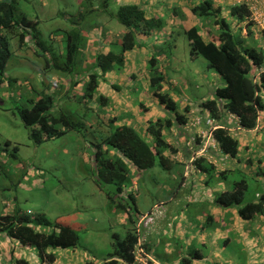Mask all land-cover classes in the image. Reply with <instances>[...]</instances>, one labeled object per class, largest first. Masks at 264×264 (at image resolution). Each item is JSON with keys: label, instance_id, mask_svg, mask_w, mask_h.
I'll list each match as a JSON object with an SVG mask.
<instances>
[{"label": "rangeland", "instance_id": "1", "mask_svg": "<svg viewBox=\"0 0 264 264\" xmlns=\"http://www.w3.org/2000/svg\"><path fill=\"white\" fill-rule=\"evenodd\" d=\"M103 2L104 0H22L19 2L15 12L16 19L26 17L38 22L37 33L47 52L37 47L29 33L27 46L21 48L17 35L8 31L4 32L8 36L12 57L4 75L0 74V149L6 150L0 153V215L11 214L16 209L33 220L36 215L41 214L52 223L57 222L76 230L80 237L78 248L54 252L57 257L63 256L64 264H70L69 259L72 264H77L74 253L78 252L84 258L102 262L112 252L114 235H119L123 239L131 228L128 224L126 226L121 224L120 216H124L122 223L127 222V211L121 210L124 208L118 207L117 204H111L107 194L113 192V186L101 180L95 162V145L115 130L107 126L97 127L101 119H94L99 115L93 114L92 111H99L100 116L106 113L100 105L98 109L91 99L84 98L87 89V72L95 68L91 66L93 59H88L85 51L87 52L95 43L98 47H102L111 42L113 44L110 48L115 54H120L122 51L120 40L126 29L118 21L117 13L123 3L110 0L107 7L102 8ZM256 9H260V4ZM162 11L168 15L166 10L162 9ZM222 16L232 26L233 32L239 35L249 24L251 28L255 27V30L256 26L258 27L254 16L245 23L233 20L228 10L224 11ZM187 24V28L191 27L190 23ZM198 24H202L206 41L217 40L215 26L211 21L201 19ZM74 30H77L81 37L80 51L75 62L68 64L64 56L67 52L68 36ZM15 31L19 32L18 27ZM256 34L259 35V41L255 40L257 37L255 35L243 40L242 45L258 48L263 43L261 30L257 29ZM169 35L174 34L169 32L167 36ZM244 37L247 38V31ZM144 38L143 34L138 35L137 43H141ZM171 40V37H165V40L160 42L162 45L153 44L154 50L149 52L150 57L158 58L159 68L166 78L164 90L169 95L189 102L197 103L208 99L211 92L209 85H217L215 77L218 79L219 77L202 57L191 60V46L186 35L180 33L177 39L173 37L176 47L171 44ZM136 51L140 57L142 52L140 48ZM47 60L52 64H59L60 68H69V72L54 66L46 71ZM164 60L166 62L162 63ZM192 65L194 67H191ZM96 71L98 72V68ZM194 72L199 78L195 81H193ZM199 73L205 78L204 81ZM118 74L123 73L119 71ZM77 76L81 79L77 84L72 85ZM105 79L109 83L106 77ZM219 81L218 84L223 87L224 82L220 79ZM190 83L205 86L194 93L193 88L187 89ZM128 92V99L131 102H143L147 105L151 100L150 92L143 81L134 83ZM44 93L54 95L51 118L56 120L61 114H66L72 118L73 122L79 124V131L68 132L37 145L30 138V131L21 121L18 109L31 107V101H38ZM142 93H145L146 98ZM91 108H93L92 111ZM8 143L10 146H7ZM14 148H18L17 160L9 157ZM212 158L213 161L217 159L215 155ZM183 170V165H174L170 171L175 172L173 178L180 180V174L183 173L180 171ZM192 174L188 172L184 180L188 181ZM167 175L168 171L159 166L144 172L130 168V178L121 197L126 201L128 200L126 195L132 193L135 204L132 205L128 200L131 205L125 207L134 211L136 205L140 212H148L154 204L169 198V191L165 190L163 185L168 179ZM140 176H142L141 179ZM175 179L169 181L168 190L174 191L177 188L178 181ZM117 203L119 204V201ZM243 228L246 234L257 229L256 233L263 238L251 240L252 245L255 241L257 246L260 245V248L255 250L262 252L260 254L262 257L259 256L253 261L258 259L259 264L263 263L262 226L247 222L244 223ZM6 239L1 236L0 244ZM229 239L231 241L226 244L225 241ZM237 239L234 233L220 242L225 254L228 253L232 258L239 256L238 253L242 250V247L237 248L232 245L233 242L238 243ZM26 251L30 252L27 255L28 258L24 254L17 255V258L27 260L30 264L41 263L36 249L30 248ZM0 257H2L1 253ZM4 264L9 263L4 262Z\"/></svg>", "mask_w": 264, "mask_h": 264}, {"label": "trees", "instance_id": "2", "mask_svg": "<svg viewBox=\"0 0 264 264\" xmlns=\"http://www.w3.org/2000/svg\"><path fill=\"white\" fill-rule=\"evenodd\" d=\"M21 1L0 2V74L3 75L12 57L10 43L8 36L4 33L5 31L18 36L21 48L27 46V34L29 33L32 35L37 47L47 52V48L41 43L37 33L38 22L31 21L26 17L20 20L16 19V8ZM109 1L104 0L101 7L106 8ZM192 14L196 19L211 21L217 27L215 32L218 41L207 42L199 26L192 27L187 31L182 28L180 33L187 36L191 46L192 61L196 57H202L207 61L209 68L224 82L223 87L215 89L212 99L206 100L200 105L208 112L207 115L204 112L205 119L209 118L215 120L219 125H224L226 124V115L230 114L239 118L241 129L245 131L255 130L261 116L264 114V49L243 46L244 39L239 34H234L232 26L222 16V10L215 8L211 1L200 2L192 9ZM230 15L238 23H243L252 17L249 8L243 5L232 7ZM117 19L126 29L120 40L122 51L120 54L110 52L107 55L99 54L96 57L93 66L99 68L101 73L94 72V69L87 72V89L84 95V98L92 101L97 98L94 104L97 108L100 105L106 115V105L102 102V99L106 98L98 95L101 82L100 75L109 74L114 70L113 66L117 69L124 67L125 53L139 47V43H137L138 35L143 34L145 37H151L158 31L162 30L163 32L166 26V19L149 18L146 11L137 5H122L118 9ZM17 27L19 32L15 31ZM253 32L250 29L248 30L249 38L255 37ZM180 33H173L174 35L171 36L172 45L175 46L176 42L173 41V37L177 39ZM80 40L81 37L77 30H74L68 36L67 52L64 56L68 60V64H73L77 59L80 51ZM159 64L156 57H152L149 62L150 92L157 99L160 106L175 116L176 122L183 124L185 123V117L178 113L177 102L164 90L166 78L163 71L160 70ZM53 66L69 72V68H60L59 64H52L48 60L45 70L47 71ZM80 79L81 77L77 76L72 85L77 84ZM67 80L70 81L71 79L67 78ZM53 106L54 95L44 93V96L38 101H31V107L18 109L21 121L25 128L30 131V138L37 145L68 132L79 131V124L73 122L72 118L66 114H61L56 120L51 118L50 112ZM140 108L143 110V117H145L149 111H147L148 108L143 102L140 104ZM90 110L92 111L93 108ZM92 112L99 115L94 119H101V123L97 125L98 128L107 126L115 130L114 133L106 136L100 143L95 145V162L101 180L105 184L113 186V192L107 194L108 199L112 205L117 204L118 207L124 208L121 210L127 211V224L131 226L123 239L119 235H114L115 241L112 243V252L102 262L99 261L98 263L134 264L135 249H137L140 239L137 229V217L141 216V212L136 205L134 211L125 207L131 205L128 200L131 201L132 205L135 204L132 193L126 195L128 199L126 201L121 196L124 195L126 183L130 178V168L138 172H144L156 166L168 171V179L163 184L165 190L169 191V197L172 198L171 200L168 199V202L173 201L174 197L177 196L183 186L182 179L185 175V167L183 171H180L183 172L180 174V180L173 178L175 172L170 171L171 168L174 165L183 164H179L169 156V152L176 154L178 150L169 144L164 134L174 125L170 119L156 118L155 121H149L145 127L141 124V129L138 130L137 127L127 123L118 126L115 119L106 122L103 120L106 115L100 116L99 111ZM213 138L219 145V153H216L212 147H208L209 149L206 151L210 154L225 155L240 162V142L235 135L230 134L229 130L223 127L214 131ZM194 144H200L199 147H202L203 140L201 141L198 138ZM7 146H10V144L8 143ZM4 151L6 150L0 149V153ZM17 152L18 148H14L9 157L17 160ZM254 164L255 161L252 159L247 165L250 169V167L256 166ZM258 164H262V161L257 162L255 174L251 176L241 168L234 171L217 170L218 167L205 158H200L195 162L196 169L200 171L199 174L208 178L206 183L208 187H213L217 183L225 185L224 189L215 197L214 204L219 208L236 210L238 216L245 221H254L264 217V184L262 183L264 168ZM141 178L142 176H140ZM173 179L178 181V185L174 191H170L168 190V184L170 185L169 181ZM117 201H119V204ZM154 225L142 230V235L145 237V249H151L149 240ZM0 236L9 239L12 243L19 244L21 247L36 249L41 264H54L56 255L53 251L76 250L80 243L79 234L73 228L57 222L52 223L41 214L36 215L33 220L28 215L19 213L16 209L11 214L0 215ZM156 259L160 264H166L164 258L158 259L156 257ZM15 264L29 263L25 260H16ZM87 264L95 263L91 261ZM183 264L190 263L183 261Z\"/></svg>", "mask_w": 264, "mask_h": 264}, {"label": "crops", "instance_id": "3", "mask_svg": "<svg viewBox=\"0 0 264 264\" xmlns=\"http://www.w3.org/2000/svg\"><path fill=\"white\" fill-rule=\"evenodd\" d=\"M117 1L123 3L122 5H137L142 7L146 11L147 17L149 18L166 19V26L163 29L161 36L160 31H158L151 37H145L144 40L139 43L138 49L140 48L142 51L140 53V57L136 51L137 49L126 52L124 67L117 69L115 66H113L114 70L109 74H103L100 80L101 82L98 89V95H102L106 98L102 99V102L104 105H106L107 110V115L104 116L103 120L109 122L115 119L116 125L118 126L122 123H127L133 127H137L139 130L141 129V124L143 127H145L149 121H155L156 115L157 118L167 117L164 108L159 105L157 99L153 96L149 89L150 73L148 68L149 62L152 58L149 56V52L154 50L155 46L153 44L158 46L162 45L160 42L165 40V37H171L170 35L167 36L169 32L180 33L182 28L187 31L192 27L200 25L201 32L203 34L202 24H198L199 20L196 19L192 14V9L202 1H211L214 7H218L222 10L223 15V12L226 10H228L231 14L232 7L236 5H243L246 0ZM259 4L260 9L256 11V14L264 15V0H257L256 6ZM162 9L166 10L168 15H166ZM260 18L264 20L263 16ZM187 23H190L191 27L187 28ZM254 28L252 29L255 30ZM96 32H98V30H96ZM244 35L245 34L243 33V36ZM255 39L258 40V36ZM112 44L113 42L103 45L102 47H98V44L95 43L94 46H91V48L85 52L87 58H92L93 60H91V62L93 64L95 57H97L99 54L107 55L111 51L114 52L113 49L110 48ZM262 45L263 44H260V47H262ZM149 46L150 48H148ZM176 46L177 45L174 47ZM166 60L162 61V63H165ZM191 67H194V65ZM119 71L123 74L119 75ZM97 73L100 74L99 72ZM193 74L195 75L193 81L196 79L198 80L199 78L195 72ZM199 75L201 76V73H199ZM105 77L109 80V83H107ZM202 78L204 81L205 78ZM219 79L215 77V83H217V85H209L211 92L208 99H212L216 88L222 87L221 84H218L220 82ZM141 81H143L151 96V100L147 104L148 106L146 105L148 108L147 111H149L146 113L145 117H143V110L140 108V104H142V102H131L128 99V91L131 86L134 83H140ZM203 86L205 85L190 83L187 85V89L189 90L190 88H193V92L197 93ZM142 95L144 98H146L145 93H142ZM177 98L181 102V108L179 109V112L185 114V118L188 119V123L180 127L174 124L172 129L164 132L165 136L167 137V141L175 148V144L185 141L188 137H191V135L193 136L205 128L204 125L200 124L194 126V124L201 117L206 116L204 112L208 114V112L200 106L201 103L208 99H204L195 103L189 102L188 100H182L179 97ZM186 108L189 110V112H186ZM225 122V125H229L231 134L235 135L236 139L240 142V162H242L240 163L238 160H234L221 154V156L219 154H210L208 158L205 159H207L210 163H214L216 167H218L217 170L220 169L234 171L238 168H241L243 171H246L248 174L253 176L255 174L257 162L262 161V164L258 165H261V167L264 168V114L261 116L257 129L254 131H244L240 128H237L238 123L236 121H232L228 116L225 117ZM168 136L170 137L168 138ZM217 152L219 153V150H217ZM181 153V155H177L179 156L180 161H188L190 159L191 155L188 154V151H182ZM213 155H215L217 158L215 161H213ZM252 159H254V166H256L250 167L249 169L247 164H249ZM187 180L188 181H185L184 178L182 179V190L180 189L173 201L167 203L166 214H163V216L157 220L153 227L149 245L154 253V256H156L158 259L164 258L166 261L164 262L166 264H183V261H188L190 264H259L257 261L258 259L255 261H253V259L259 257L262 253L255 250L259 249L260 245L257 246L256 241L252 245L251 240L263 238H261L256 233L257 229L251 230L250 233L246 234L243 227L244 223L248 222L250 224L262 226V231L264 232V217L254 221H245L238 216L236 210L217 207L214 204V201L217 194L220 193L225 187V185L222 183H217L214 184L213 187H208L206 184L208 178L199 174V172H193L190 179ZM262 183L264 184V178L262 179ZM150 209L151 208H149V211ZM144 213L147 212H141V214ZM120 219L121 224L126 225V223H122V220L124 221V216H120ZM234 233L238 238V243L233 242L232 245L235 247L237 246V248L242 247V250L241 252L239 251V256L236 255L234 258H232L231 255H228V253L225 254L220 242L222 240L225 241L227 236H232ZM230 241L231 239L225 241V243L227 244ZM263 245L264 243L262 246ZM26 249L30 248L21 247L17 243H12L9 239L4 240L0 244V253L2 254V257H0V264H4V262L15 264L16 260H24L17 258V255L21 256L24 254L28 258L27 255L30 252H27ZM54 252L56 251H53V253ZM74 256L76 257L74 260L77 262V264H87L91 261L94 262L92 259L84 258L79 252L77 254L74 253ZM261 257L262 256H260V258ZM69 263L72 264L71 259H69ZM94 263L99 264L98 262ZM54 264H64L63 256H56ZM261 264H264V262Z\"/></svg>", "mask_w": 264, "mask_h": 264}, {"label": "clouds", "instance_id": "4", "mask_svg": "<svg viewBox=\"0 0 264 264\" xmlns=\"http://www.w3.org/2000/svg\"><path fill=\"white\" fill-rule=\"evenodd\" d=\"M243 6H247L245 3L243 4ZM250 10V9H249ZM251 19H252V17H251ZM250 19V20H251ZM245 22H247V21H245ZM250 25V24H249ZM247 26V28H246V30L244 29L242 32H240L241 34H240V36L244 39V40H246V39H248L249 38V36H248V30L250 29V30H252V32H253V35H254V33H255V35H257V36H259L258 34H256V32H255V30H253L252 28H254V27H252L251 28V25L250 26ZM217 27H215V29H216ZM257 29H259V30H261L260 28H257V26H256V31H257ZM245 31H247V38H245L244 36H243V33L245 34ZM234 34H236V33H234ZM203 36H204V34H203ZM205 38V37H204ZM261 38H262V47L261 48H263L264 49V34H263V31L261 30ZM206 40V39H205ZM255 40H257V39H255ZM214 41V40H213ZM259 41V40H258ZM207 42H209V41H207ZM216 42H218L217 40H216ZM260 47V46H259ZM86 52V51H85ZM112 52V51H111ZM130 52V51H129ZM126 54V53H125ZM95 59H96V57H95ZM95 59H94V61H95ZM192 60V59H191ZM94 63L95 62H93V64L91 63V66H93L94 65ZM96 69L97 68H94V72L96 71ZM98 72L99 73H101V71H100V69L98 68ZM216 74V73H215ZM217 75V74H216ZM100 76H102V75H100ZM150 89V88H149ZM264 95V94H263ZM173 95H171V97H172ZM174 97V96H173ZM172 97V98H173ZM176 102H177V104H178V113L181 115V116H183V117H185V114H182V113H180L179 112V109L181 108V104H179L180 103V100L177 98V97H174L173 98ZM209 100V99H208ZM97 100H94L93 102L95 103ZM202 104V103H201ZM145 105V104H144ZM146 106V105H145ZM148 106V105H147ZM164 111H165V113H166V116L167 117H165V118H162L163 120H167V119H170L171 121H172V123H173V125L174 124H176L177 126H184V125H186L187 123H188V119H186V118H184V120H185V123H183V124H180L179 122H176V120H175V116L173 115V114H171V113H167L168 111L167 110H165L164 109ZM186 112H189V110L186 108ZM206 113V112H205ZM169 115H171V116H169ZM206 115H207V113H206ZM226 116H228L232 121H236L237 123H238V127L237 128H240L241 129V127H240V125H239V118H237L236 116H233V115H230V114H228V115H226ZM209 120H211V121H213L214 123L212 124V125H208L207 124V122L209 121ZM204 125L205 126V128L203 129V130H201V131H199V132H197L195 135H191V137H188L185 141H182V142H179L178 144H175L176 145V149L178 150V152L176 153V154H172V153H168L169 154V156L174 160V161H177L179 164L181 163V164H183V166L185 167V175L188 173V172H200L199 170H197L196 169V166H195V162L198 160V159H200V158H208V156L210 155V153L208 152V151H206L207 149H209L208 147H212L213 148V150H215L216 152H217V150H219V145H218V143L215 141V139L213 138V133H214V131L216 130V129H218V128H223V127H225L227 130H229V132H230V129H229V125H219V124H217L216 122H215V120H212V119H209V118H206L205 119V117H201L199 120H197L196 122H195V124H194V126H197V125ZM173 128V127H172ZM171 128V129H172ZM257 129V128H256ZM255 129V130H256ZM243 130V129H242ZM245 131V130H244ZM254 131V130H253ZM230 134H231V132H230ZM170 136H168V138H169ZM198 138H200L201 139V141L203 140V146L202 147H199V145H195L194 144V142L198 139ZM170 144V143H169ZM170 145H172V144H170ZM173 146V145H172ZM202 150H204V152H202ZM182 151H188V154L189 155H191V157H190V159L188 160V161H180V158H179V156H177L178 154H182L181 152ZM195 152V153H194ZM189 158V157H188ZM207 160V159H206ZM208 161V160H207ZM184 175V177H187V176H185ZM168 199H172V198H167L166 200H163V201H159L158 203H156V204H154L153 205V207L150 209V211H148L147 213H144V214H141V216H138L137 217V225H138V222H139V220L142 218V217H144V216H146V215H150L153 211H154V209H158L161 213L159 214V215H157L156 216V218H155V221H154V224L157 222V220L158 219H160L162 216H163V214H166V205H167V203H168ZM127 213V212H126ZM128 217V214H126V218ZM127 222H128V218H127ZM127 222H126V225H127ZM125 225V226H126ZM147 250H149L150 252H152L153 253V251L151 250V249H147ZM153 255H154V253H153ZM155 257V256H154ZM156 259V258H155ZM157 260V259H156ZM30 264V263H29Z\"/></svg>", "mask_w": 264, "mask_h": 264}, {"label": "built area", "instance_id": "5", "mask_svg": "<svg viewBox=\"0 0 264 264\" xmlns=\"http://www.w3.org/2000/svg\"><path fill=\"white\" fill-rule=\"evenodd\" d=\"M257 0H246L245 4L250 9L252 13V17L254 16L256 19V24L258 27L263 31L264 34V20L260 18L261 16L264 17V15L256 14L257 6H256ZM214 122L209 120L207 122L208 125H212ZM204 152V150H202ZM161 212L156 208L150 215H146L142 217L137 225L138 234L140 236L139 243L137 246V249H135V263L134 264H160L154 257L152 252H149L147 249L144 248V242L145 237L142 235L143 229L148 228L154 224L155 218L157 215H159Z\"/></svg>", "mask_w": 264, "mask_h": 264}]
</instances>
